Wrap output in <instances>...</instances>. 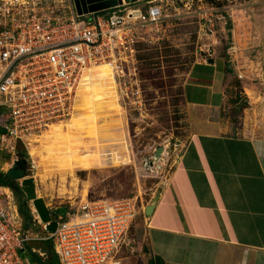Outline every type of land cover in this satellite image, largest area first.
Instances as JSON below:
<instances>
[{"label": "rangeland", "instance_id": "obj_1", "mask_svg": "<svg viewBox=\"0 0 264 264\" xmlns=\"http://www.w3.org/2000/svg\"><path fill=\"white\" fill-rule=\"evenodd\" d=\"M136 1L131 9L148 7V0ZM155 4L163 9L162 20L138 34L135 72L139 93L125 97L119 82L114 81L116 87L100 82L94 124L86 122L92 117L85 108L89 102L77 101L69 121L52 126L35 141L36 145L19 146L27 154V176L34 178L38 198L44 200L50 212L61 208L73 212L86 201H118L135 196H140L139 203L145 210L156 206L189 141L201 129L187 96H202L191 84L199 67L210 60L229 63V69H233V62L250 65V60L255 61L257 69L250 75L245 72L241 76L230 69L231 75L225 81V115L234 124L240 121L239 106L248 94L254 100L264 91V49L260 46V40L264 42V19L255 14L263 13L264 17V0H157ZM133 84L128 86L133 88ZM51 147L53 155L49 154ZM75 147L83 148L78 149L80 155L98 151L101 159L91 169L80 167V156L54 160L70 155L68 151ZM0 159L2 163L10 162L2 152ZM27 203L31 237L38 231L45 234L41 227L34 226L33 220L38 219L34 203ZM144 217L141 211L115 263L142 264L141 257L148 254ZM35 243L32 241L31 247L36 250ZM29 253L27 247V262L33 264Z\"/></svg>", "mask_w": 264, "mask_h": 264}, {"label": "built area", "instance_id": "obj_2", "mask_svg": "<svg viewBox=\"0 0 264 264\" xmlns=\"http://www.w3.org/2000/svg\"><path fill=\"white\" fill-rule=\"evenodd\" d=\"M44 1L0 0V153L11 168L27 157L19 146L36 145L72 118L85 73L105 65L123 96L138 94V34L163 18L157 0H148L146 9H131L138 1L124 0L86 16L77 14L73 0ZM139 198L86 201L65 215L51 213L53 233L38 215L34 226L45 234L31 237L14 192L0 185V264H27L28 243L48 240L60 264H113L138 214H145Z\"/></svg>", "mask_w": 264, "mask_h": 264}, {"label": "crops", "instance_id": "obj_3", "mask_svg": "<svg viewBox=\"0 0 264 264\" xmlns=\"http://www.w3.org/2000/svg\"><path fill=\"white\" fill-rule=\"evenodd\" d=\"M255 14L264 19L263 13ZM210 62L199 67L191 84L202 96L186 95L201 129L144 217L148 254L142 264L157 257L165 264H264V91L254 100L248 94L234 124L225 115V81L230 69L250 75L255 61L233 62V69L226 62ZM10 168L0 159L1 172Z\"/></svg>", "mask_w": 264, "mask_h": 264}, {"label": "water", "instance_id": "obj_4", "mask_svg": "<svg viewBox=\"0 0 264 264\" xmlns=\"http://www.w3.org/2000/svg\"><path fill=\"white\" fill-rule=\"evenodd\" d=\"M77 14L79 16L91 15L99 12L112 10L124 6V0H73ZM212 63V62H209ZM7 175L14 181H21V190L26 196L28 202H33L39 218L43 223H48L47 230L55 232L57 223L51 220V212L46 207L43 199L38 198L36 183L34 178L28 177L24 170L18 169L16 165L12 167ZM155 205L148 207L145 214L148 216L152 213Z\"/></svg>", "mask_w": 264, "mask_h": 264}, {"label": "bare ground", "instance_id": "obj_5", "mask_svg": "<svg viewBox=\"0 0 264 264\" xmlns=\"http://www.w3.org/2000/svg\"><path fill=\"white\" fill-rule=\"evenodd\" d=\"M98 72V73H97ZM109 72V73H108ZM98 76H97V75ZM99 78H101V81L99 80ZM103 81H107V82H110L111 85H114V87H116V83H114L115 79L113 77V74L110 70L109 67L105 66V65H102V66H99V67H96L94 68L93 70L89 71V73H85L80 81V86H79V90H78V96H79V100L78 102L80 101H84V99H86L89 103H88V106L86 105L85 108H88L87 110L89 111L90 114H92V117H89L88 119H86V122H92V124H94L95 122V119H96V108H97V105H98V101L96 99V96L99 95V93L97 92L100 88V82H103ZM110 89H112L110 87ZM84 104V103H83ZM82 104V105H83ZM79 107V106H78ZM74 126H75V122H74ZM79 126V124H77V127ZM56 127L53 126L52 128ZM58 128H55L54 130H56ZM62 129V128H61ZM94 130V129H93ZM54 132V131H53ZM52 132V133H53ZM95 134V133H94ZM50 135V134H48ZM56 137V136H55ZM93 137V136H92ZM54 139V138H53ZM55 141V140H54ZM56 143V142H54ZM74 143V141H73ZM81 141L78 143L80 144ZM63 144V143H62ZM78 144L76 143V147L78 146ZM86 144V143H85ZM54 145V144H53ZM61 145V144H60ZM81 145V144H80ZM67 146V145H65ZM32 147V146H31ZM34 147V146H33ZM54 147V146H53ZM64 147V146H62ZM74 150H71L70 152L68 151V154L70 155H65V156H60V157H57L56 159L54 160H63V159H68V160H73L74 158L80 156L78 158L79 160V164H80V167H83V169H91L92 167H94L98 162L99 160L101 159L100 157V154L98 151H95L94 154H79V150L81 151V149L83 148H76ZM85 147V146H84ZM87 147V145H86ZM55 148V147H54ZM68 148V147H67ZM89 148V147H88ZM73 149V148H71ZM79 149V150H78ZM58 150V149H56ZM89 150V149H88ZM54 151L52 150V147L49 148V154L53 155ZM79 155H77V154ZM55 154V153H54ZM49 158V157H48ZM77 159V158H76ZM71 163V162H70ZM72 165V164H71ZM61 166V165H60ZM67 168V167H66Z\"/></svg>", "mask_w": 264, "mask_h": 264}, {"label": "trees", "instance_id": "obj_6", "mask_svg": "<svg viewBox=\"0 0 264 264\" xmlns=\"http://www.w3.org/2000/svg\"><path fill=\"white\" fill-rule=\"evenodd\" d=\"M22 155L23 156L25 155V151L22 152ZM16 167L18 169H22L25 172H27V160L24 158H21L16 163ZM0 185L4 187H8L14 192L17 202H18L20 214L24 219L25 227H28V221L31 219V211H30L27 200L25 196L23 195L19 184L17 182L11 181L7 174H4L3 172L0 171ZM67 211H68L67 208H61V209L56 210L55 212L51 211V213L54 216H58L60 214L65 215ZM36 242L38 243H35L36 245L34 247L37 248L36 249L37 252H34L35 249L31 247V242L28 243L27 245V247H29V251H30L29 254H30V258L33 264H60L54 252L53 244L50 240L36 241ZM25 260L26 261L28 260L26 256H25ZM27 264H29V262H27ZM150 264H165V262L160 257H157V258L151 259Z\"/></svg>", "mask_w": 264, "mask_h": 264}, {"label": "flooded vegetation", "instance_id": "obj_7", "mask_svg": "<svg viewBox=\"0 0 264 264\" xmlns=\"http://www.w3.org/2000/svg\"><path fill=\"white\" fill-rule=\"evenodd\" d=\"M26 173V172H25ZM11 179V178H10ZM11 181L15 182L14 180L11 179Z\"/></svg>", "mask_w": 264, "mask_h": 264}]
</instances>
